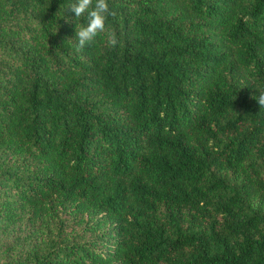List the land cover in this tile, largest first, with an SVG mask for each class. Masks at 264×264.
Returning <instances> with one entry per match:
<instances>
[{"label": "trees", "instance_id": "1", "mask_svg": "<svg viewBox=\"0 0 264 264\" xmlns=\"http://www.w3.org/2000/svg\"><path fill=\"white\" fill-rule=\"evenodd\" d=\"M108 2L0 0V264H264V0Z\"/></svg>", "mask_w": 264, "mask_h": 264}, {"label": "clouds", "instance_id": "2", "mask_svg": "<svg viewBox=\"0 0 264 264\" xmlns=\"http://www.w3.org/2000/svg\"><path fill=\"white\" fill-rule=\"evenodd\" d=\"M68 8L74 13L75 20L86 15V24L75 26L76 48L83 50L91 44L93 39L100 33H105L108 17H115L116 11L111 9L108 0H73ZM119 41L115 31H108L106 45L115 48ZM260 91V90H259ZM260 106L264 107V91H260L256 98Z\"/></svg>", "mask_w": 264, "mask_h": 264}]
</instances>
